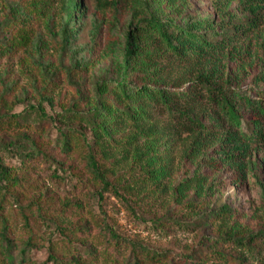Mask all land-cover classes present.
<instances>
[{
    "label": "rangeland",
    "instance_id": "1",
    "mask_svg": "<svg viewBox=\"0 0 264 264\" xmlns=\"http://www.w3.org/2000/svg\"><path fill=\"white\" fill-rule=\"evenodd\" d=\"M148 13L179 26L208 22L214 32L225 28L231 35L233 26L251 18L239 0H126L116 8L109 0H0V43L13 35L20 46L0 56V165L20 181L7 185L0 178V219L9 221L13 256L27 233L34 236L35 246L24 248L25 264H53L51 245L61 260L74 257L81 264L133 263L138 247L164 255L161 262L140 256V264H264L263 242L241 249L227 234L247 238L264 231V138L246 139L252 114L241 98L236 109L245 137L236 134V142L226 144L231 129L225 121L192 157L187 150L207 133H182L159 104L149 107L141 124L154 130L152 136L129 139L121 134L128 126H118L115 139L101 141L104 157L84 123L65 117L86 116L96 86L117 80L126 33ZM171 64L162 82L132 75L129 83L162 88L164 82L185 93L191 81L208 75L207 83L230 100L235 92L264 98V4L257 25L239 32L222 52ZM173 83L183 84L175 89ZM195 93L201 123L211 131L209 99ZM66 131L85 135L108 180L95 178L81 137L69 152L62 150ZM225 154L234 161L223 164ZM158 171L162 175L155 176ZM0 264H15L2 247Z\"/></svg>",
    "mask_w": 264,
    "mask_h": 264
},
{
    "label": "trees",
    "instance_id": "2",
    "mask_svg": "<svg viewBox=\"0 0 264 264\" xmlns=\"http://www.w3.org/2000/svg\"><path fill=\"white\" fill-rule=\"evenodd\" d=\"M116 8L119 2L125 3L126 0H109ZM242 4L246 5L251 18L245 23L236 24L233 26L232 35L225 28H220V31H213V27L208 22H190L183 26L175 25L170 21H163L158 19L152 14L148 13V17L142 19L137 23L133 29L127 31L125 40L121 44L118 51V57L115 64L116 81L109 84L108 87L98 84L95 88V98L91 104L90 111L86 116L79 114H68L74 121L83 122L84 127L88 128L94 139V147L98 148L100 157H104L102 139L112 141L116 138L119 132L118 126L126 125L128 129L121 132L122 135H130L140 137L141 139L152 136L154 130L145 129L142 126L144 119L148 118L146 112L149 107L159 104L171 116H174V123L182 133H207V136L202 140H196L186 156L192 157L199 154L209 146L208 139L212 137L216 131H221L224 123L228 124L231 132L224 136L223 141L226 144H234L236 142L235 135L238 134L245 137L241 130V117L236 109V100L240 99L247 106L252 114L250 125L252 127L251 135L247 136L248 141L260 140L264 138V98L258 101H253L250 98H242L238 93H232V100L227 97L224 91L218 87L208 84V75L202 80L198 76L197 80L191 81L190 89L185 93L178 91H171L167 89L164 82L162 88L153 87L144 84L142 87H133L129 83V78L135 75L140 79L139 82H151L152 80H160L161 82L170 78L172 73V62L176 61L181 65L182 63L194 60L201 62L202 58L213 52H222L230 42L237 37V34L244 33L245 30L254 28L258 23V12L264 4L263 0H239ZM75 6V3L73 4ZM212 30V31H210ZM139 39H142L139 42ZM19 38L11 35L10 39L0 43V56H6L11 51L19 48ZM191 80V79H187ZM174 84V83H173ZM183 83H175L173 87L179 88ZM204 92L205 96L209 99L212 112L208 116L209 121H213L211 131L206 130V125L201 123L200 117L197 113L196 93L195 91ZM176 92V93H175ZM184 102L181 107L179 100ZM68 118V120H70ZM215 136V135H214ZM82 139L85 145V155L91 170L100 182L107 179L105 170L99 165L100 161L94 157L91 151V146L86 142L84 134L76 131H66L60 134L62 142V150L69 152L72 148L71 143L74 138ZM254 138V139H253ZM133 139V138H132ZM212 140V139H210ZM213 142V141H212ZM224 143L223 145L226 146ZM222 145V147H224ZM237 150L240 146H237ZM222 163L233 162V155L225 154L221 157ZM101 159V158H100ZM103 164V163H101ZM162 171L154 172L155 176H160ZM0 178L9 184H18L20 181L11 177L7 170L0 165ZM199 178V177H196ZM189 180L178 186V189L187 186ZM207 221V220H206ZM24 227L29 228V218H24ZM11 231L9 221L6 218L0 219V247L6 253V258L9 262L15 264H25L24 248H31L35 245V239L32 234L27 233L23 249L18 250L16 256L10 253V248L15 243H10L8 232ZM230 241L237 246V248L253 250V246L258 241L264 243V231L247 238L239 237L236 233H227ZM67 238V237H66ZM65 238V239H66ZM112 240H119L113 233ZM110 244V243H108ZM14 250L18 246L13 247ZM19 258H18V257ZM143 256L152 261L161 262L164 255L148 251L145 248L138 247L131 252L133 263L125 264H140L139 258ZM49 260L53 264H81L78 259L72 257L69 261L61 260L56 255L55 248L51 245ZM130 260V259H129Z\"/></svg>",
    "mask_w": 264,
    "mask_h": 264
}]
</instances>
